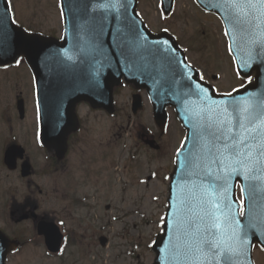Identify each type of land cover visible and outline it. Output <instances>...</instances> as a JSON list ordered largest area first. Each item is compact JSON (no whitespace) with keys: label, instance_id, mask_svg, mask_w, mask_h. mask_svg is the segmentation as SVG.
<instances>
[{"label":"snow or ice","instance_id":"obj_1","mask_svg":"<svg viewBox=\"0 0 264 264\" xmlns=\"http://www.w3.org/2000/svg\"><path fill=\"white\" fill-rule=\"evenodd\" d=\"M164 2L160 0L158 7L162 8ZM129 6V0H99L93 4V9L118 16L121 10L127 13ZM206 7L223 13L222 23L227 25L223 28V35L229 38L227 51L235 65V73L251 83L250 70L258 58L264 63V0H207ZM13 9L12 0H5L4 8L0 9V56L10 51L19 66L24 59L21 52L27 55L34 45L29 37L22 36L13 39L9 49H5L2 39L7 28L5 21L11 19L16 23ZM133 12L128 20L129 38L122 41V46L139 57L145 70H155L161 80H168L175 86L165 92L183 107L192 132L191 141L185 135L175 149L173 162L180 179L175 189L171 182L169 184L167 208L172 213V220L169 222L167 215L159 217L161 231L165 234L171 231L161 250L164 259L171 264H240L241 258H250V247L256 245L238 219L245 215V200L232 199L234 185L230 182L234 177L264 181V96L253 92L233 95L239 93V88H233L230 92L219 93L220 98H217L218 89L206 84L203 72L194 69L187 55H177L179 50L174 40H150L149 34L138 26L142 23V14L134 9ZM172 14L171 7L159 11L163 20ZM61 16H64L63 11ZM162 31L167 33L169 28ZM238 41H242L245 47L234 48ZM188 51V48L183 49L184 53ZM63 55L73 59L67 50H63ZM92 83L101 86L99 72ZM243 87L241 84L240 88ZM192 97L196 100L193 101ZM193 103L197 104L195 111L191 110ZM40 119L41 107L37 102L38 124ZM156 175L152 172L148 178ZM165 179L171 181L170 177ZM254 187V184L250 185L246 190L241 186L240 191L242 194L248 191L251 199ZM235 204L239 207L234 208ZM59 223L64 225L65 221L61 219ZM262 228L264 221L247 225V229ZM55 231H52L53 239ZM63 239L66 242L68 238ZM257 242L264 251V240L257 237ZM63 251L64 248H59L60 253Z\"/></svg>","mask_w":264,"mask_h":264},{"label":"flooded vegetation","instance_id":"obj_2","mask_svg":"<svg viewBox=\"0 0 264 264\" xmlns=\"http://www.w3.org/2000/svg\"><path fill=\"white\" fill-rule=\"evenodd\" d=\"M16 12L14 9L15 15ZM44 33L56 38L62 34ZM22 62L20 65H24L30 75V90L19 84L17 69L20 65H0L5 81L10 70L15 74L14 83L9 82L7 87V99L0 102V234L7 244L3 264H21L14 259L19 256L23 258L22 264H32L37 252L42 259L50 260L48 264L54 260L59 262L54 264H66L83 232L86 235L96 227L98 196H106L112 190L109 167L113 170L119 161L127 162L129 156L133 160L137 158L128 143L131 127L137 129L139 142L150 155L160 153L162 138L168 136V132L152 131L140 121L144 114L153 118L147 91L123 82L113 90L115 112L80 102L75 106L76 129L67 135H55L60 121L41 115L45 130V143H42L41 137L37 139L41 119L39 124L36 120V104L40 100L36 97L33 75L24 60ZM125 88L130 96L128 113L123 112V108L118 112L116 103V97ZM134 95L141 97L142 104L136 114L131 112ZM45 106H49L47 102ZM168 111L173 113L172 108ZM119 116L122 118L113 121ZM151 143H157V149L151 148ZM166 144V149L171 148L169 140ZM104 207L105 210L110 208L109 204ZM61 219L64 225H60ZM53 229L56 230L54 239ZM64 237L68 238L66 242ZM98 240L100 244L101 240L107 243L103 235ZM61 247L63 253L59 252Z\"/></svg>","mask_w":264,"mask_h":264},{"label":"rangeland","instance_id":"obj_3","mask_svg":"<svg viewBox=\"0 0 264 264\" xmlns=\"http://www.w3.org/2000/svg\"><path fill=\"white\" fill-rule=\"evenodd\" d=\"M176 2L173 14L167 20L159 17V0H138V11L153 31L159 32L165 27L169 28L179 43L189 49L186 53L189 61L199 68L218 90L228 91L243 82L242 79L237 78L231 56L227 53L226 46L224 47L225 37L222 35V28L217 18L203 14L193 0H176ZM12 4L17 11L16 18L19 23L22 22L31 28H39L46 33L52 32L55 35L62 33L58 0H12ZM17 71L20 76L19 84L30 90V75L27 68L20 65ZM12 73L13 70L8 72V80L5 81L4 74L0 72V102L7 99L9 82L14 83L15 74ZM214 74L219 76L216 81L211 79ZM116 100L118 112H122L123 108V112L128 113L129 90L125 88L120 91ZM121 118L119 116L113 121ZM140 121L146 127L154 126L150 114L141 116ZM123 122L125 123L126 120ZM167 130L168 136L162 138L164 143L160 153L153 156L146 152L139 142L137 129L131 127L128 143L132 145L130 150L134 151L137 158L133 160L129 156L127 162L119 161L113 170L111 166L109 167L108 173H111L113 182L112 190L106 196H98L94 216L95 232L93 229L86 235L83 232L72 257H69L66 264L153 263L154 252L151 244L155 235L161 230L159 217L164 215L166 209L168 185L165 177L173 165L172 150L179 146L183 134L174 114L169 118ZM165 139L169 140L171 148L166 149ZM1 145L2 142L0 147ZM152 172L157 175L149 179ZM140 179L147 182L141 183ZM154 196L158 199H153ZM105 204H109L108 210H105ZM101 235L107 238V243L103 247L98 240ZM39 253H35L31 263L48 264L50 260L42 259ZM254 258L256 264H264L263 252L262 254L254 252ZM14 259L22 264L21 256Z\"/></svg>","mask_w":264,"mask_h":264},{"label":"water","instance_id":"obj_4","mask_svg":"<svg viewBox=\"0 0 264 264\" xmlns=\"http://www.w3.org/2000/svg\"><path fill=\"white\" fill-rule=\"evenodd\" d=\"M173 1L165 0L162 8H172ZM195 1L206 11L218 15L223 21L222 12L206 7L207 0ZM97 2L99 0H60L61 8L64 12L63 21L65 27L64 39L61 42L53 38L43 37L40 34L27 33L12 23L11 19L5 21L7 28L2 39L6 50L9 49L10 42L13 39L18 40L22 36L29 37L34 45L27 55L24 52H21V55L25 57L33 72L37 86V95L40 100L41 115L43 116H50L53 120H59L62 113H64V109H67V112L70 113L74 104L80 99H87L94 106H101V100L107 99L110 101L112 87L118 83L120 76L126 71V65L131 66L133 69L142 65V61H140L138 56L130 52L127 47L122 46V41L129 38L128 20L134 15L133 9L135 10L136 8V0H129L130 6L127 13L121 10L118 16L116 13H103L100 10H94L93 4ZM4 6L5 0H0V9H3ZM138 26L149 34L150 40L170 38L165 32L157 36L152 35L143 22ZM226 26L224 24V27ZM175 46L177 47L176 43ZM233 47L244 48L245 45L242 41H238L234 43ZM63 50H67L68 55L73 57V59H67L63 55ZM178 50L177 55L182 57L183 52L179 48ZM240 54L243 55V52ZM12 62L15 61L12 59L10 51H6L4 55L0 56V65ZM253 69H256L258 72L256 81L264 83V63H260L259 58L250 70V73ZM97 72H99V79L101 81L100 87H96L92 83L93 77ZM86 73L89 76L86 79H82ZM155 75L160 81L159 87L152 95L154 117L157 125L161 129L165 127L167 122L165 105L171 104L175 107L177 117L181 121L182 126L187 130L186 135L189 136L191 141L192 132L183 107L165 92L170 86H175L170 85V81L168 80H161L160 75L156 71ZM177 79H179V76H177ZM85 81L89 82L91 87L88 88L86 85L88 83H85ZM64 89L70 90V92H66ZM259 89L262 92L259 96H264V86ZM88 90H91V92L87 95ZM46 98H63V100L60 102L50 101V107L45 106ZM217 98H220L219 95H217ZM191 99L193 101L196 100L195 97ZM196 109L197 104L193 103L191 110L195 111ZM42 120L44 121V118ZM42 134L45 135V132L43 131ZM189 147H191V142H189ZM181 159H183V155ZM173 173H176V175H173ZM173 173L171 174V184L173 189H175L176 183L180 179L176 164ZM235 179L237 177H234L230 183L232 184ZM261 183V181H256V186H260ZM245 195H249L248 191L245 192ZM255 197L260 203L261 208H264V197ZM232 199L235 200L234 195ZM173 202H175L174 196ZM245 203L248 209H254L257 205V202L252 198L249 199V197ZM234 208H237V204L234 205ZM165 215H167L169 222H171L172 213L169 209H167ZM261 220L264 221V211L262 213L252 212L249 219L246 222L243 221L241 225L243 226L244 224V227L249 232V236L252 237L257 232L255 229H247V225L249 223H258ZM170 236L171 231L168 234L162 232L156 236L152 245V250L155 252L153 264H171L170 261L164 259V253L161 251L167 244ZM101 244L104 245L105 240H101ZM6 245V239L0 234V252L2 254L0 264H3L4 253L7 249ZM240 264L252 263L250 258H241Z\"/></svg>","mask_w":264,"mask_h":264}]
</instances>
